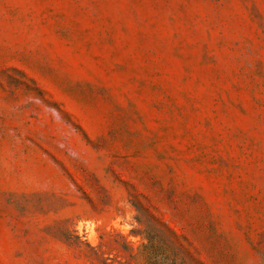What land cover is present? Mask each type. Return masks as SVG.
Returning a JSON list of instances; mask_svg holds the SVG:
<instances>
[{
  "label": "rangeland",
  "instance_id": "374dc122",
  "mask_svg": "<svg viewBox=\"0 0 264 264\" xmlns=\"http://www.w3.org/2000/svg\"><path fill=\"white\" fill-rule=\"evenodd\" d=\"M147 225L264 264V0H0V264H149Z\"/></svg>",
  "mask_w": 264,
  "mask_h": 264
},
{
  "label": "trees",
  "instance_id": "16d2710c",
  "mask_svg": "<svg viewBox=\"0 0 264 264\" xmlns=\"http://www.w3.org/2000/svg\"><path fill=\"white\" fill-rule=\"evenodd\" d=\"M136 221L138 223H142L141 220L136 217ZM144 233V238L146 239L145 243H141L139 246H141L142 248V252H144L147 255V261L149 262V264H157V259L155 258V254L158 253L159 248L157 247V244L160 240V234L161 231L159 229L154 230L153 227L150 226H146L143 230ZM132 248V247H130ZM165 252H162L163 256H164V260H168L169 258V262H167L168 264H175L174 262V255H176L175 252L167 251V250H163Z\"/></svg>",
  "mask_w": 264,
  "mask_h": 264
}]
</instances>
